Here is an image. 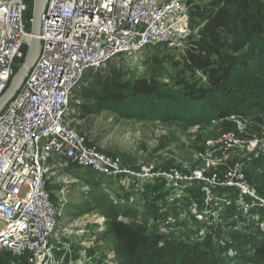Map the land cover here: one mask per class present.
I'll use <instances>...</instances> for the list:
<instances>
[{
  "label": "built area",
  "instance_id": "obj_1",
  "mask_svg": "<svg viewBox=\"0 0 264 264\" xmlns=\"http://www.w3.org/2000/svg\"><path fill=\"white\" fill-rule=\"evenodd\" d=\"M190 8L188 0H46L38 59L0 112V264L63 263L52 242L59 209L47 189L50 173L61 168L74 166L157 186L186 180V187L208 190L203 171H133L120 156L97 149L71 124L74 99L88 71L149 47L182 46L190 33ZM27 10V0H0V98L31 41ZM235 120L237 131L210 139L209 149L227 157L240 147L238 134L245 124ZM214 190L225 201L224 191L233 190L244 197L241 207L264 210V193L251 186L241 164L220 174L209 171V193ZM259 230L264 226L257 230L258 238Z\"/></svg>",
  "mask_w": 264,
  "mask_h": 264
},
{
  "label": "rangeland",
  "instance_id": "obj_2",
  "mask_svg": "<svg viewBox=\"0 0 264 264\" xmlns=\"http://www.w3.org/2000/svg\"><path fill=\"white\" fill-rule=\"evenodd\" d=\"M28 16L25 18L27 23ZM182 46L149 47L135 55L113 58L101 69L112 65L121 69L124 78L154 75L168 81L173 73L174 61L181 57ZM171 58L173 63L165 62V59ZM85 80L88 81V78ZM85 80L80 86L88 84ZM79 92L81 88L74 99L76 118L71 124L97 149L105 154L120 156L122 163L133 171H203L208 179L204 182L208 190L199 191V195L195 182L191 185L196 187L190 191V187H186L188 181L183 178L177 183L165 181L157 186L156 182L101 176L74 166L50 173L51 195L60 214L59 227L52 242L62 264H129L119 242L107 234L106 222L111 217L135 224L147 233L164 234L174 246L181 245V249H177L181 251L179 256L190 252L187 247L197 243L200 249L206 251L209 262L245 263L234 257L235 253L239 247L250 251L259 243L253 237L258 239L255 227L264 226V210L252 208L254 218H251L249 205L240 206L244 199L241 195L224 191L227 195L225 201L216 190L210 194L209 171L220 174L235 164H241L251 186L258 193H264V165L261 163L262 166L255 167L256 162L253 163L264 156V125L244 121L245 129L238 134L241 145L226 157L209 149L207 141L223 133L236 132L237 120L211 122L190 129L176 124L126 121L111 112L88 114L81 109L87 101ZM198 184L204 186L203 183ZM170 186L173 187L171 191L168 190ZM218 191L222 194V190ZM233 205L240 210L241 219L234 214L227 216L230 213L228 207ZM239 220L244 229L235 227ZM219 225L228 234L226 239L220 238ZM262 234L259 230L260 237ZM241 237L244 241H239Z\"/></svg>",
  "mask_w": 264,
  "mask_h": 264
},
{
  "label": "trees",
  "instance_id": "obj_3",
  "mask_svg": "<svg viewBox=\"0 0 264 264\" xmlns=\"http://www.w3.org/2000/svg\"><path fill=\"white\" fill-rule=\"evenodd\" d=\"M188 1L190 33L181 48V57L174 63L173 58L165 59L173 63L170 79L163 81L154 75L124 78L121 69L112 65L90 70L85 75L88 81L84 79L88 84L79 92L87 101L81 105L82 110L88 114L111 112L126 121L176 124L183 129L235 119L264 125V0ZM27 6L26 16H32L33 0H27ZM27 18L30 32L31 17ZM23 60L14 68V74ZM253 163L255 167L264 165V156ZM47 189L51 192L49 183ZM239 211L234 205L228 207L227 216L240 218ZM235 227L244 229L241 222H236ZM106 230L119 242L129 264L217 263L209 262L206 251L197 243L187 247L190 252L179 256L181 251L177 249L181 245L174 246L164 234L147 233L115 217L107 219ZM218 232L220 238H227L220 225ZM262 232L258 239L253 237L259 243L252 250L239 247L234 257L246 264H264Z\"/></svg>",
  "mask_w": 264,
  "mask_h": 264
},
{
  "label": "water",
  "instance_id": "obj_4",
  "mask_svg": "<svg viewBox=\"0 0 264 264\" xmlns=\"http://www.w3.org/2000/svg\"><path fill=\"white\" fill-rule=\"evenodd\" d=\"M45 2L46 0H33V10L30 27V34L32 36L31 41L27 46L23 63L21 64L17 72L13 75L9 86L7 87L3 96L0 98V112L18 91L26 76L28 75L30 69L38 59L41 50L40 40L38 38L40 35V17L44 11Z\"/></svg>",
  "mask_w": 264,
  "mask_h": 264
}]
</instances>
